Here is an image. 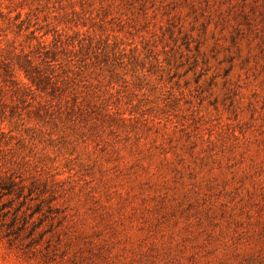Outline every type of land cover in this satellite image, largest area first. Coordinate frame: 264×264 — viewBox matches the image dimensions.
Returning <instances> with one entry per match:
<instances>
[{"label": "rangeland", "instance_id": "374dc122", "mask_svg": "<svg viewBox=\"0 0 264 264\" xmlns=\"http://www.w3.org/2000/svg\"><path fill=\"white\" fill-rule=\"evenodd\" d=\"M0 6L57 81L0 74V264H264V0Z\"/></svg>", "mask_w": 264, "mask_h": 264}, {"label": "trees", "instance_id": "16d2710c", "mask_svg": "<svg viewBox=\"0 0 264 264\" xmlns=\"http://www.w3.org/2000/svg\"><path fill=\"white\" fill-rule=\"evenodd\" d=\"M12 22L11 18L7 17L3 12L0 6V45L5 42V47H2L1 51L6 53L4 60L2 61V65L4 66V72L0 73L5 76L10 77L12 80L16 75L17 71H21L23 73V78L27 79V81L21 80L23 84L17 82L15 85H18V88L23 87V89H36L39 91L47 92L48 88L52 89L56 86L57 81H52L46 72L44 73L42 65L43 63H47L51 65L50 62L55 60L54 57H50L49 50L46 48V44L43 40H39V37L33 36L34 39L38 40V52L39 55L32 56L31 51H25L24 47H18L14 44L15 40L9 38V33L11 32ZM49 91V92H50ZM17 182L12 179L10 176L4 175L0 172V201L5 195H15L16 197L22 196L23 189L25 185L16 187ZM44 191H40L39 194H42ZM28 194H31L28 193ZM27 194V195H28ZM11 198V197H10ZM14 200V198L12 197ZM44 200L37 202V210L41 209L40 203H44ZM49 201L47 202V204ZM5 203L0 204V211L4 209L6 205ZM13 223L11 227L4 232V236L8 237L10 243H13L14 240L19 238L22 234V231L27 229V220L24 218V214L16 213L13 214Z\"/></svg>", "mask_w": 264, "mask_h": 264}]
</instances>
